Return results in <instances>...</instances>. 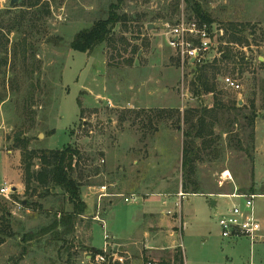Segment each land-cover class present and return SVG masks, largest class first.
Here are the masks:
<instances>
[{"label":"rangeland","instance_id":"obj_1","mask_svg":"<svg viewBox=\"0 0 264 264\" xmlns=\"http://www.w3.org/2000/svg\"><path fill=\"white\" fill-rule=\"evenodd\" d=\"M198 1L212 20L216 45L204 72L215 89L196 97V67L167 39L166 25L196 18L183 0H21L13 6L0 0V187L12 188L8 198L0 195V264H66L70 256L75 264H96L85 262L89 251L80 248L92 242L101 250L106 243L104 229L91 219L103 185L111 194L101 209L109 211L103 218L113 264H179L176 253L182 264H264V197L254 201L263 237L253 245L223 239L218 225L233 205H243L227 196L264 193V0ZM111 4H118L119 22L107 40L87 53L72 50L76 34L105 19ZM224 53L227 60L213 65ZM226 77L240 90L225 87ZM234 104L236 122L222 110ZM194 111L215 117L211 146L197 161L204 194L185 197L178 210L185 116ZM22 140L35 151L71 144L83 157L75 177L87 209L69 245L49 244L50 234L22 240L63 205L58 190L46 199L40 189L25 192ZM131 193L172 196L165 209L176 212L163 216L173 226L149 227L151 245L138 238L137 199L124 202Z\"/></svg>","mask_w":264,"mask_h":264},{"label":"trees","instance_id":"obj_2","mask_svg":"<svg viewBox=\"0 0 264 264\" xmlns=\"http://www.w3.org/2000/svg\"><path fill=\"white\" fill-rule=\"evenodd\" d=\"M25 1V0H24ZM185 5L194 13V18L185 19L195 20L199 23L211 24L212 20L209 15L204 11L203 6L198 0H183ZM118 4H111L105 19H99L94 22L89 28L83 29L76 34L73 41L70 43L72 50L87 53L94 47L104 43L112 28L119 22V15L117 13ZM177 22V21H176ZM175 22V23H176ZM239 41V40H238ZM234 42V41H233ZM236 42V41H235ZM241 43V41H239ZM244 42H246L244 40ZM228 55L224 53V57L220 58L213 63L216 65L218 62H224ZM209 67V66H208ZM205 65L197 67L192 74L195 76L193 82V93L196 97L204 94L212 93L215 89L214 83L206 78ZM222 110H227L234 114L233 122H236L238 116V109L236 104L228 108L223 106ZM210 121H208V119ZM243 118H246L245 116ZM255 113H252L248 120L253 123ZM185 122L188 129L184 132V141L181 154V171H182V190L186 194H204L200 190L199 183L196 179L197 161L201 158L202 152H205L211 146L209 136L213 134V126L215 124V117L211 114H202L199 111H194L192 115L185 116ZM199 142V143H198ZM23 151V165L25 174V192L36 189L42 190L40 194L42 198L46 199L55 191L58 190L59 198L62 201V206L59 211L54 214L52 221L37 230H31L23 235V242L39 241L42 237L50 234L51 238L48 243L52 242L69 245V238L75 233L76 225L84 216L87 206L82 200L81 196V183L75 177V171L79 163L83 160L81 153L71 144L60 149H45L41 151L29 150L27 142L22 140ZM38 160V169H34V160ZM97 172V171H96ZM255 194V193H253ZM264 195V193L258 194ZM28 203H26L27 205ZM25 205V206H26ZM66 205L69 209H66ZM1 226V225H0ZM3 232L0 228V233ZM72 248V244L68 246L67 252ZM80 250L92 251L99 253L100 250L92 247H81ZM25 249L23 250V252ZM175 263L182 264L180 255L176 253L173 255ZM66 264H75L71 260V256L67 259Z\"/></svg>","mask_w":264,"mask_h":264},{"label":"built area","instance_id":"obj_3","mask_svg":"<svg viewBox=\"0 0 264 264\" xmlns=\"http://www.w3.org/2000/svg\"><path fill=\"white\" fill-rule=\"evenodd\" d=\"M169 29L167 32L168 46L179 53L182 60L192 67H201L206 65L209 61L215 59V55L211 54L215 52V36L216 32L212 31L210 24L199 23L195 20L180 19L174 25H166ZM220 34H223V30L220 29ZM222 82L225 87L231 90H240V85L229 77L223 78ZM104 161H102L103 163ZM225 175V174H224ZM227 177L224 176V180ZM14 190V189H13ZM14 192V191H13ZM12 193V188L7 185L0 187V195L8 198ZM190 194L184 193L181 189L176 194V202L174 206L180 210L181 204L185 197ZM95 199V211L92 215V220L100 223L104 229V240L106 241L104 248L99 253L92 251L86 252L84 255L85 262L96 264H113L114 256H109V240L110 235L106 231L107 225L103 218V211L101 209V202L103 198L111 196L107 193V186L103 185L96 193ZM115 196V195H112ZM123 196V195H120ZM232 199H242L243 205H233L228 215H223L218 218V225L220 228V235L223 239L228 241H235L239 238H246L253 245L256 241L260 240L262 235V225L256 217L254 201L260 195H238L232 194ZM137 195H131L129 198L125 197L124 202H134L137 199ZM20 208V206H18ZM172 210L165 211V214H173ZM180 214V211H179ZM147 264H159L157 262H148Z\"/></svg>","mask_w":264,"mask_h":264},{"label":"crops","instance_id":"obj_4","mask_svg":"<svg viewBox=\"0 0 264 264\" xmlns=\"http://www.w3.org/2000/svg\"><path fill=\"white\" fill-rule=\"evenodd\" d=\"M138 195L137 197V205L140 206V210L138 211L137 213V219L139 220V229H138V233L139 232H142V237H138L139 239L141 238V240L143 239H146L147 242L151 243L153 242L152 238H150L149 236V227L152 228L154 225L156 227H162V226H166L167 228L168 227H172L173 226V223L166 217V216H163L165 215V211H167L165 208L168 206V201L169 199L172 197V196H168V195H165V194H160V193H152L150 194L148 197L147 195L145 197H143L142 194L140 193H131L130 195ZM118 195H121V194H118ZM142 195V196H141ZM117 196V195H116ZM260 197H264V195H261ZM112 199H109L107 201L108 203V208L111 209L113 203H112ZM86 203V201H85ZM96 203L93 202V207ZM216 205V204H215ZM86 206H87V203H86ZM160 208H163L162 210H159ZM171 210V209H169ZM105 214H108V210H104L103 211ZM107 212V213H106ZM160 216L159 218V222H158V217L157 216ZM105 217V216H104ZM106 219V218H104ZM150 219L152 220L151 223H149ZM157 219V220H156ZM157 221V223H155ZM155 223V224H154ZM146 229V230H145ZM172 237H173V242L174 243V239H177L178 238V233H172L171 234ZM91 236H92V229H91ZM137 237V236H135ZM133 238L127 240V241H130V240H133ZM164 241H167L168 240V236H164L162 238ZM92 241V239H91ZM111 242V241H110ZM149 244L147 245H144L146 249H150L152 247H148ZM109 246H113V244H109ZM179 246V245H178ZM90 247L94 248V249H97L96 247H94L92 245V242H91V245ZM151 250V249H150ZM114 258H116V255H114ZM184 264H186V262L184 261Z\"/></svg>","mask_w":264,"mask_h":264},{"label":"water","instance_id":"obj_5","mask_svg":"<svg viewBox=\"0 0 264 264\" xmlns=\"http://www.w3.org/2000/svg\"><path fill=\"white\" fill-rule=\"evenodd\" d=\"M20 2H21V0H9V4H10L11 6L15 5L16 3H20ZM215 204H216L215 201H213V202L211 203L212 206H215Z\"/></svg>","mask_w":264,"mask_h":264},{"label":"bare ground","instance_id":"obj_6","mask_svg":"<svg viewBox=\"0 0 264 264\" xmlns=\"http://www.w3.org/2000/svg\"><path fill=\"white\" fill-rule=\"evenodd\" d=\"M226 175H227V173H226Z\"/></svg>","mask_w":264,"mask_h":264}]
</instances>
